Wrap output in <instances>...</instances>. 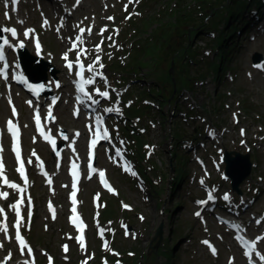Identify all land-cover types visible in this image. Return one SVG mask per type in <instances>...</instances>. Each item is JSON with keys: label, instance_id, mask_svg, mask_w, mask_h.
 <instances>
[{"label": "rangeland", "instance_id": "1", "mask_svg": "<svg viewBox=\"0 0 264 264\" xmlns=\"http://www.w3.org/2000/svg\"><path fill=\"white\" fill-rule=\"evenodd\" d=\"M142 0H131L126 1L121 8L118 10H115V14H113V19H109V22H103L102 20L98 19L93 15L95 13V9L97 8L98 11L103 10V6L96 7L93 4V0H87L86 4L81 8V12L79 13L80 18L86 25H95L96 26V32L94 33V40L97 43L96 45L100 44L104 39L107 43L113 44L114 43V37H113V31L112 29H116L120 22L122 21L123 15L126 13V9L128 10V5H132V9L130 10V13L137 14L139 12V5ZM222 1V0H220ZM166 4L167 8L170 9V12L173 10H179V0H159L158 3H154V5L149 9V11H144L145 15L152 16L151 19L156 15L157 11L160 9V5ZM216 4V3H214ZM233 2L227 4L224 6L223 10H226L233 6ZM201 1L200 0H186L184 5H182V8L184 9V12L187 14H191L194 16L197 20L196 24L201 25L202 22L206 23L205 25L208 26V19L207 15L211 10L210 8H206L204 10V14L201 13ZM183 12V13H184ZM213 12V11H212ZM218 12V11H217ZM165 11L163 12L162 17L160 18L162 20V23H167L172 19V16L168 17L165 15ZM213 16V14H211ZM228 15V14H227ZM226 15V16H227ZM211 16V17H212ZM225 18V16H224ZM223 18V19H224ZM151 21V20H150ZM220 21V20H219ZM237 21V20H236ZM150 23V22H149ZM148 24V23H147ZM160 23H158L159 25ZM189 25H193V23H190ZM220 25V23H219ZM234 25V23H233ZM139 27L137 29H140L139 32L135 34L133 39L127 40V51L129 52L132 48L134 53L136 54L138 50L137 44H141L144 46V44L149 42V38L154 33L155 29L158 27L157 25H154L153 27H150L148 29L147 27H143L144 25H141L139 22ZM232 25L227 27V30L230 29ZM190 27L186 26L185 30H188ZM107 29L106 31H103L104 34L101 35V30ZM191 29V28H190ZM210 30V29H209ZM212 30V29H211ZM225 32L224 26H221L219 30H217V34H210L207 33L206 29L198 28L199 34L193 36L192 39H190V42H193L194 45V51L196 53L195 63L190 64L188 67V71L190 73L191 78H194L191 81L194 85L191 86L188 91H182L180 95L183 93L182 96H180L178 100L179 108L181 106L182 113L179 117H175L174 119L170 118V105L165 104L163 105L162 109V119L159 116L158 120H161L162 123L154 122L152 118H146L144 119V125H141V129L143 130L145 126L150 127L149 131L145 133L146 140L150 143V149L148 153V159L155 164L158 167V171L154 169V171L151 172L150 177L151 179L160 186V188L163 190L162 193L159 195H151L149 194H143L141 192L135 191L134 188H130L128 184L123 185L121 183V177L119 173H116L115 170H112V176L114 178V181L117 183V185L120 187V189L123 192L122 198L125 200V207L122 208V210H118L113 216L117 218V224L119 222H123L124 218H128L133 234L138 233L137 239H129L125 240L123 237H117L118 240L123 242L125 249V258L128 257H135L137 258L136 251L141 254L140 258V264H164L165 262L169 261L167 258L162 256H157L155 253L158 252L159 246L156 249L155 246L157 244V241H155L152 244V240L156 234V231L159 227L162 226L163 230V241L160 244L165 245L164 242L167 244L166 249L169 247L171 242L175 241L173 234L174 232L172 229L175 227V216H173V210L176 211L178 207H176L174 204L180 201L183 205H187V197L186 192L183 191L181 193V196H179L176 200L172 201V193L169 189L170 182L172 181V174L175 171L176 166H179L180 159L178 161L174 160L172 158L171 153L173 152L172 147L174 146L173 140H172V133L176 131V129L180 128V131L182 129L188 128L189 133H199V130L201 129H207L209 127H212L213 125H218L220 128L225 127V130H227L226 134L223 135L218 134V136L215 138V143H219V147H216L213 151H210L209 153H212V156L204 155L205 158L209 159L206 163L207 165V173L210 172L209 181L212 180H219L221 182L220 189L222 192H230L231 188L230 182L225 183V173L222 170L224 168L222 166V159H223V153L225 150L234 151L241 153L242 155H252L251 160L256 163L255 169L253 170L251 178H249L245 186H242V190L245 192H248L249 194H252L255 192V190L258 187L264 186V74H261L252 70V56L255 53H260L264 57V37L260 39H256L254 41V44L251 45L252 41L249 37L243 38V49H240L239 52L233 53V56L230 61L224 62V67L227 69H224V72L231 70L233 74H236L237 76L234 78L232 82L228 80L227 85H223V82L220 84L213 83L212 81V73L208 72V65L206 62L209 63V59L213 60L215 58L216 53L212 54L211 48H214L215 44H217V40L220 36V31ZM195 33L194 31L191 32V34ZM186 37V35H184ZM108 37H112L111 40L108 39ZM131 36L129 35L128 38ZM175 38H179L177 35H174ZM50 38V37H49ZM72 37L67 38L66 43H64L62 46L58 45V48L56 49L57 53H63L65 50L68 49L69 42ZM185 39V38H184ZM248 42H246V40ZM53 39L47 40L53 41ZM131 40H134L133 42H130ZM188 40V44L190 43ZM190 43V44H191ZM58 44H60L58 42ZM134 44V45H133ZM95 45V46H96ZM182 46V44L177 45V48ZM105 44L101 45V50L97 52L94 50L93 54V62L97 56L100 57V62L103 59V52H104ZM50 49V48H49ZM52 49L55 50V48L52 46ZM48 50V48H47ZM122 50V49H121ZM120 50V52H121ZM132 51V52H133ZM55 52V53H56ZM230 54V53H229ZM48 53L45 54L47 56ZM88 55V53H87ZM90 57V55H88ZM208 56V61L204 60L203 57ZM58 57V56H57ZM144 58V57H143ZM130 58L127 55V52L125 54V62H129ZM144 60H148L145 59ZM185 61H189V58L186 57ZM92 62V63H93ZM132 62V61H131ZM104 64H106L104 62ZM103 64V68L105 69V66ZM169 61H165L163 65H161V70L164 69L165 71L168 69ZM135 72L138 73L139 79L142 78V81L147 83L145 85L147 88L150 86L158 85L162 87L161 80L157 77L158 74L161 72L160 69L154 70L153 74L150 73V68L147 66H140L137 65L135 67ZM126 73H128L130 76H134L132 68L126 67L124 70ZM203 73H206V81L203 85H201L200 81L201 79H197L198 75L205 76ZM229 72H227V75ZM149 74V75H148ZM157 74V76L155 75ZM110 75V73H109ZM197 79V80H196ZM192 80V79H191ZM199 81V82H197ZM116 82V81H112ZM114 84V83H113ZM119 84V83H118ZM115 85V84H114ZM118 87V85H116ZM49 87H52L51 82L49 83ZM117 87H109L106 89V91L111 92L115 91L118 92ZM135 89V88H134ZM140 90V89H139ZM185 92V93H184ZM138 93V90L135 91V95ZM221 95V98L219 97ZM1 96V95H0ZM138 96V95H137ZM218 97V99H216ZM188 98V99H187ZM155 103L158 105L159 101L155 100ZM116 103L115 105H117ZM224 106L223 111L219 110L220 106ZM189 111L195 112V118L187 119L185 118V114H187ZM9 115V107L7 116ZM27 115L31 116V112ZM199 115V116H198ZM237 116V117H236ZM185 119L188 120V123H184ZM196 120V121H195ZM157 121V120H156ZM163 124V125H162ZM187 124V125H186ZM68 125V123H65V126ZM67 127V126H66ZM73 126H70L71 128ZM176 128V129H175ZM243 130V131H242ZM173 131V132H172ZM72 134V131L70 132ZM197 136V135H196ZM187 135L183 133V138H186ZM29 139L33 140L32 131L29 134ZM30 141V140H29ZM83 137L79 139L77 143V149L78 152L82 153V146H83ZM179 143V140H177V145ZM28 147V146H27ZM42 148L44 146H41ZM29 148V147H28ZM176 150L177 158L183 157V151H181V147ZM30 149H28L27 152H29ZM76 151V153L78 154ZM210 157V158H209ZM210 162V165L208 163ZM145 164V162H144ZM197 172H201L200 169H196ZM204 175H201L200 177H203ZM125 180V179H122ZM64 185H66L65 180H61V183L59 184L58 188V194L56 197V202L60 204L61 208L64 211V207H66V191L64 190ZM91 187L93 184L90 185ZM179 185L176 186L178 188ZM225 188H224V187ZM217 188V187H216ZM230 189V191H227ZM39 193V192H38ZM260 194H255L253 197V200H256L259 197ZM262 198L264 199V194L261 193ZM255 198V199H254ZM51 199V195L47 192L44 196V198L39 203V210L38 213L40 215L43 214L42 219H37L35 222V226L32 229V234H30L31 241L33 242L34 246L36 247V250L40 254L41 257H43L44 253L50 254L54 253L58 255L60 253V245L63 242L66 241L68 238V227L65 220V215L63 214V211L59 214V218L57 221L53 222L51 220L47 219L46 214L44 213L45 208V202L47 200ZM86 199L85 194H83V201ZM149 204L146 203V201L150 200ZM236 201L239 200L238 197L235 196ZM171 200V201H170ZM118 201V200H116ZM115 204L117 205V203ZM119 203V202H118ZM174 203V204H172ZM181 204V205H182ZM87 208L84 209V214L89 222L90 228H91V237L94 234V229L97 227V221L95 220L96 215L94 214L95 207L93 209L90 207V202L87 203ZM118 206V205H117ZM125 209H128V213L125 211ZM163 212V214H162ZM180 214L178 218L181 216L183 217L185 224H190V231L192 235H197L200 237H209L213 244L216 246L222 247L225 251L228 248L229 241L225 238V233L217 229L214 223L208 222L207 220L201 221V225H198V223L185 212V210L178 212ZM145 217L146 220L144 222L140 221V217ZM155 216V218H153ZM173 217L172 224L169 226V218ZM115 221L113 222V224ZM201 226V227H200ZM103 227L112 228L114 225H111V223H107ZM220 236L222 239L225 240L224 244H221L220 239L218 238ZM5 238L3 234L0 235V239ZM1 243V240H0ZM4 245L6 246V251L3 252L0 250V258L6 259L8 261V258L14 253V240L12 239H5ZM31 244V242H30ZM199 244L196 242V246ZM118 248L123 250L122 246L120 244L117 245ZM152 247V248H151ZM44 250V251H43ZM207 253L206 250L200 246L197 257L195 258V252L190 251L188 254H185L182 258H177V260L173 264H213L211 261L205 262L204 257H206ZM226 255H222L224 257L222 260L218 261L217 264H225V257ZM40 257V258H41ZM192 261V263H191ZM170 262V261H169ZM1 263V262H0ZM9 264V262H8ZM12 264V263H10ZM62 264V263H60ZM138 264V263H137ZM171 264V262H170Z\"/></svg>", "mask_w": 264, "mask_h": 264}, {"label": "trees", "instance_id": "2", "mask_svg": "<svg viewBox=\"0 0 264 264\" xmlns=\"http://www.w3.org/2000/svg\"><path fill=\"white\" fill-rule=\"evenodd\" d=\"M185 1L186 0H179L180 9L175 10V12L173 10L169 12V10L167 9L168 12L166 13L169 14L168 17L172 16V19L167 23H162V20L160 19L162 15H159L160 17L154 15L152 19L151 17H147L141 21V25H144L143 27L148 26V29L150 27H153L155 24H157L158 27L155 29L152 36L149 38L151 40H149V42H147L146 40V43L144 44V46L139 44L140 48H138L136 54L133 55L132 57V63H131L132 67H136L137 65H140L142 67L147 66L148 68L151 69L150 70L151 74H153L154 70L158 71L160 69L161 72L158 74V76L157 74L155 75L161 80L160 85L162 87L156 84L154 85L153 89L150 90V92H147L145 90L143 91V94L145 97L149 95L157 96L161 105L167 103L171 105L176 104L178 106L177 101H178V96L181 90L183 89L187 90V89H190L191 86H193V83H192L193 80H191V77L187 69L190 66V63L191 64L195 63L196 53L194 51L193 42L191 43L190 39H192L194 35L195 36L197 35L196 32H198L197 30L199 26L200 28H203L206 30H209V29L218 30L219 23H221L222 21H226L228 19L229 21L235 20L237 14L242 9L241 7H243V4H245V2L241 0H222V1L220 0H200L201 1L200 9H202V12H204L206 8L211 9V10H207V11H210L208 15L206 16L208 19V22H207L208 26H207L205 25L206 23L204 22H202L201 25L196 24L197 20L194 19L195 17L189 13L187 14L186 12H184L182 5H184ZM231 2L234 3L233 6H231L230 8L226 10H223L224 6ZM211 14H213V16ZM219 20H221V22H219ZM158 23L160 24L158 25ZM190 23H193V25H189ZM186 26H189L191 29L189 28L188 30H185ZM227 26H229V24H227ZM134 30L139 32L140 29L137 30L134 28ZM192 31H194L195 33L191 34ZM226 32L230 34L229 30H227ZM174 35H177L179 38H175ZM184 35H186V37ZM132 36H135V35L132 34ZM221 36L223 37V35ZM222 37L219 36L217 40L218 41L217 43L219 44H216V45H219V46L225 45V48H224L225 50L227 48V44L221 43ZM188 40L191 44L187 43ZM179 44H182V46L177 48V45ZM188 55H190L192 59L187 62L185 60ZM143 57L148 60L147 61L144 60ZM166 60L169 61L168 69L166 71L164 69L161 70L160 67L161 65L164 64ZM217 60H218V56H216L213 61L209 60V63L206 62L209 65L207 74L208 72L214 71L218 68ZM172 64L174 65L173 70H171ZM203 74L205 76L198 75L199 77L198 79L205 78L206 73H203ZM149 109L151 110L152 108H149ZM149 109L146 108V110L148 111ZM138 113H141V112L136 111V114ZM173 136H174L175 141L177 140L178 137H181L180 128L176 129V131L173 133ZM171 156L172 158H175V157L177 158L176 150H173V152L171 153ZM179 159H180L179 166H178L179 173L177 176L178 182H180L182 178L186 175V172L184 171L185 161L181 157L177 158L176 160L178 161ZM110 212H112L111 209L110 211H107V213H110ZM168 252L169 250L164 252V248L160 247L158 254L161 256L163 255L165 257H168ZM139 255L141 256V254ZM139 262H140L139 259L137 260L136 258V259H131L128 264H137V263L139 264ZM164 264H169V263L165 262Z\"/></svg>", "mask_w": 264, "mask_h": 264}, {"label": "snow or ice", "instance_id": "3", "mask_svg": "<svg viewBox=\"0 0 264 264\" xmlns=\"http://www.w3.org/2000/svg\"><path fill=\"white\" fill-rule=\"evenodd\" d=\"M14 3H18V0H13ZM7 15V14H6ZM109 19H113L112 17H109ZM45 23H47V21H45ZM2 30L4 32H9L11 34V36L15 37L17 36V30L15 28H2ZM107 29H103L101 30V35L103 34V31H106ZM33 30H28L25 35H28L30 32H32ZM86 29L84 28H80L79 29V35H77L75 37V41L73 43V49L75 50L76 49V46L80 43H82V37L85 33ZM87 31L89 33H91V28L89 27L87 29ZM109 40L112 39V37H108ZM3 44L4 45H8V46H12L10 45L9 43V39L8 37H5L3 39ZM24 45L21 43L20 44V47H23ZM37 47H39V44H37ZM95 50L97 52H99L101 50V45L98 44L95 46ZM87 54V49H81L79 50V54L77 55V62H78V70L76 71V81H75V84H76V87H77V91L79 93H83L84 95L88 96L89 99L91 100V103L93 104H99L100 101L98 99H92L91 97V94L86 92L85 90V85H94L96 83V80H97V77L101 78V79H104L106 80V77H104L103 73L101 71H99V69L97 68V65L99 66V68H103V64L100 62V57L97 56L94 60L93 63L91 64H88L87 66L81 61L80 57L81 56H84ZM66 61H68V55L65 54L64 57H63ZM0 61H5V56H4V51L2 48H0ZM67 67L69 68V70L71 71L73 69V63L72 62H68L67 63ZM9 68H10V65L5 61L2 65H0V78L4 79V80H8L9 79ZM85 72L87 73H90L91 75L89 77H85ZM57 87H59V84H57ZM95 93L96 95H98L99 97H102V98H109V92L108 91H101L99 88H96L95 89ZM77 99L79 100V97H77ZM28 103L31 105V101H28ZM105 111L107 112H112V111H119V108H116V109H112V108H108L106 109ZM13 115H17L16 111H15V107L13 106ZM49 119H54V117H51V115L49 114ZM35 122H36V125L38 127V129L40 130L41 132V135L44 136L45 140L49 141L50 144L52 145L53 149H56L57 147V141L55 139L52 138L51 134H49L48 132H46L44 129H43V126H42V122H41V117H40V114H39V111L36 110L35 112ZM100 118L97 117V120H96V135L99 137L101 135H104L105 137L107 136V129L104 128L103 131L101 130L100 128ZM7 126H8V129L12 132V135H13V139L16 141V147L14 148V151L16 153V157L18 160H20V165H19V169L18 171L20 172L21 176L23 177V180L25 183L28 182V177L27 175L25 174V169H24V162L22 159H20V156H21V149L19 147V127L18 125H16L12 120H9L7 122ZM243 131V130H242ZM65 140L68 139V137L65 135L63 137ZM96 140H93L92 141V144H93V147L95 146L96 144ZM0 151H2V148H0ZM121 153L119 152V150H117V153L116 155H120ZM35 155V153L33 154ZM38 159V158H37ZM29 163H31V161H29ZM41 167H43V162L41 161ZM3 168H4V164H3V158L0 157V173H2L3 171ZM72 175L73 177H78V172L76 171L77 169V165L75 162H73L72 164ZM125 170H128L127 168ZM46 176L48 175L46 172L44 173ZM99 175L101 176V178L104 177V173L103 172H100ZM49 183H51V178L49 177V180H48ZM3 183L8 187V188H11V189H16L18 190L20 193H23V189L20 187V185L16 184V183H11L8 181L7 177L5 176L3 178ZM201 183H203V181H201ZM8 192L6 191H0V198H3V199H8ZM71 197H72V203L73 204H76L78 203L77 200H76V192L73 191L71 193ZM30 199V197H29ZM213 199V197L211 196V194H209V200ZM224 199L225 200H228L229 197L227 194H225L224 196ZM24 201V197L23 195H21L20 197V200L13 204V203H10L9 204V207L10 208H13L16 210V216L18 217V219L16 220L15 222V227H16V230H17V236L19 237L20 239V243L23 245L25 243L24 239L22 236H19V229H20V225H21V222L23 221V216L21 215L20 211H19V207H20V204H22ZM200 203H206V201H201ZM125 207H129V206H125ZM4 212V209L2 207H0V213H3ZM72 212L75 213L76 212V208H72ZM52 215H53V218H55V209L53 208L52 209ZM197 216H200V212H197L196 213ZM76 217L73 218V222L75 223L76 221ZM7 216L5 215L4 216V222H0V231H3L4 233H7L8 232V224H7ZM77 227L79 228V231L81 233L80 237H79V240H80V243L81 244H84L85 241H84V236L82 235V233L84 232V229H85V225L83 224V222L81 221ZM259 239H264V237L262 238H259ZM207 243V242H205ZM3 245L0 244V247H2ZM251 247H255V243H252L250 245ZM64 250L65 252H67V245L64 246ZM29 251H31L29 249ZM213 251V254H215V249H212ZM246 256H249V258L251 259V256H252V253L250 252H246L245 253ZM10 258V257H9ZM260 259L262 261H264V255H260ZM25 264H28V262L26 261ZM86 264V262H85Z\"/></svg>", "mask_w": 264, "mask_h": 264}, {"label": "water", "instance_id": "4", "mask_svg": "<svg viewBox=\"0 0 264 264\" xmlns=\"http://www.w3.org/2000/svg\"><path fill=\"white\" fill-rule=\"evenodd\" d=\"M259 60H260V57L259 56L256 57L255 61H259ZM226 163H227V169H226L227 173L233 179L235 190H238L239 185L242 184L251 175L252 164L250 161V156L248 155L243 156L238 153H227ZM234 169H236L238 172L235 173V171H233ZM157 240L158 242L155 246L156 249L158 248V246L163 240L161 228L157 230L156 235L154 236L152 240V244Z\"/></svg>", "mask_w": 264, "mask_h": 264}, {"label": "bare ground", "instance_id": "5", "mask_svg": "<svg viewBox=\"0 0 264 264\" xmlns=\"http://www.w3.org/2000/svg\"><path fill=\"white\" fill-rule=\"evenodd\" d=\"M29 65L31 66V64H29ZM68 87L71 88L70 85H68ZM0 88H1V86H0ZM64 88H65V84L63 85V90H64ZM64 109H65V107H62L60 111H63ZM23 120H24V123L27 127V132H30V130H31V128H30V117L27 115V113L23 114ZM75 123H77V122H75ZM68 124H69V122H68ZM233 171H235V173L238 172L236 169H234ZM153 218H155V216Z\"/></svg>", "mask_w": 264, "mask_h": 264}]
</instances>
